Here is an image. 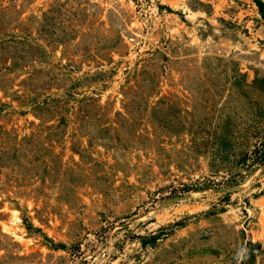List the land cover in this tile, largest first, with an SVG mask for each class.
<instances>
[{
	"label": "rangeland",
	"instance_id": "1",
	"mask_svg": "<svg viewBox=\"0 0 264 264\" xmlns=\"http://www.w3.org/2000/svg\"><path fill=\"white\" fill-rule=\"evenodd\" d=\"M263 141L254 0H0V264H264Z\"/></svg>",
	"mask_w": 264,
	"mask_h": 264
},
{
	"label": "trees",
	"instance_id": "2",
	"mask_svg": "<svg viewBox=\"0 0 264 264\" xmlns=\"http://www.w3.org/2000/svg\"><path fill=\"white\" fill-rule=\"evenodd\" d=\"M255 5L258 8V12L262 18V20L264 21V2L262 0H254ZM261 146L263 147V149L259 152L258 155H260V161L263 162L264 161V141L261 143ZM156 237H151V240H155Z\"/></svg>",
	"mask_w": 264,
	"mask_h": 264
}]
</instances>
